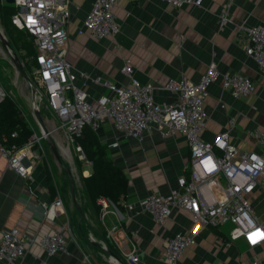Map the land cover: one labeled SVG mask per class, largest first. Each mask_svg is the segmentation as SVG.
I'll list each match as a JSON object with an SVG mask.
<instances>
[{
  "label": "crops",
  "instance_id": "1",
  "mask_svg": "<svg viewBox=\"0 0 264 264\" xmlns=\"http://www.w3.org/2000/svg\"><path fill=\"white\" fill-rule=\"evenodd\" d=\"M224 1L202 0L200 8L186 6L175 10L159 0H119L113 14L120 32L114 37L94 40L77 33L93 0H60L62 5L67 3L69 11L65 25L69 37L67 62L75 71L103 76L118 85L128 83L120 72L128 62L139 82L155 86L157 102L175 100V95L162 89L169 79L185 76L198 82L212 61L220 72L247 76L255 82L256 90L246 99H232L222 91L219 82L209 88L201 137L210 142L228 128L229 120H235L231 143L240 151L259 153L260 148L247 137L246 131L264 128V77L237 43L236 27L241 22L250 26L264 24V0H236L231 8L232 23L219 31L217 16ZM106 93L101 87L88 88L91 102ZM2 99L0 96V102ZM43 120L45 124L56 122L47 115ZM96 134L128 180L121 209H109L103 216L95 214L82 184V177L92 172L91 165L84 162L76 179L73 162L64 160L69 156L65 147L59 149L61 165L52 154L62 171L51 169L48 161L30 163L32 181L8 170L7 160L0 155V237L4 231L16 228L26 240L27 253L19 264H83L89 255L96 264H117L93 242L111 251L114 248L118 255L112 252L124 264H129L124 256L133 247L137 250V264H163L167 240L190 228V217L181 210H174L164 226L158 227L147 213L125 209L127 204L151 193L167 194L181 177L188 176L185 166L189 149L185 138L162 139L152 131L138 141L123 137L108 121ZM115 141L118 146L110 147ZM49 177L53 180V191ZM57 193L63 202V212L51 221L44 217L43 205H50ZM251 205L264 226V181L251 195ZM64 226L68 229L66 253L47 257L38 247L39 239ZM230 229L228 224L225 229L201 231L196 244L185 250L179 264H264V243L249 249L242 240L230 242Z\"/></svg>",
  "mask_w": 264,
  "mask_h": 264
},
{
  "label": "built area",
  "instance_id": "2",
  "mask_svg": "<svg viewBox=\"0 0 264 264\" xmlns=\"http://www.w3.org/2000/svg\"><path fill=\"white\" fill-rule=\"evenodd\" d=\"M59 1L13 0L15 13L10 19L11 25L32 38L37 53L32 70L33 80L29 78L30 85L34 87L32 100L38 110L44 101L59 124L51 130L46 129V135H42L41 130L39 135L32 134L22 148L0 145V155L7 160V169L32 181L30 163L46 161L45 138L62 131L67 139L73 141L81 136L84 127L88 126L97 133L105 121L110 122L123 137L138 141L152 131L162 139L183 136L189 149L185 166L188 176L181 177L177 186L167 194L151 193L125 206L128 212L147 213L158 227L164 226L174 210L189 215L190 228L167 240L162 252L163 264H179L185 250L196 244L201 231L207 228L219 230L226 224L231 225L230 242L242 240L249 249L263 244L264 226L254 215L251 195L264 181V128L246 131L247 137L260 148L259 153L240 151L231 143L230 132L235 120H229L228 128L216 134L212 141L201 137L206 124L204 102L209 96V88L219 82L222 91L232 99H246L254 94L255 82L240 73L220 72L212 61L198 82H192L185 76L169 79L162 89L175 95V100L157 102L154 98L155 86L139 82L128 62L120 69L128 80L125 85L113 83L103 76L75 71L66 59L69 45L65 29L69 18L68 5ZM159 1L175 10L202 6V0ZM235 1L225 0L222 4L217 16L219 31L232 23L230 14ZM118 2L93 0L77 33L87 34L94 40L116 36L120 25L113 10ZM236 41L246 57L255 63L260 76L264 77V24L250 26L241 22L236 27ZM91 86L101 87L107 93L91 102L88 94ZM0 96L4 97L1 85ZM16 135L13 133L12 137ZM53 143L61 165L60 145L54 140ZM117 146V141L110 145L113 148ZM74 148L79 161L87 162L82 148L79 145ZM97 204L101 216L109 209H115L103 197L97 200ZM43 209L44 217L54 221L57 214L63 212L60 194L57 193L50 205H43ZM67 232L64 226L44 235L38 241L39 249L47 257L66 253ZM25 245L26 240L16 228L4 231L0 237V264H19L27 253ZM136 253V248H131L124 260L137 264ZM83 264H91L88 257L85 256Z\"/></svg>",
  "mask_w": 264,
  "mask_h": 264
},
{
  "label": "trees",
  "instance_id": "3",
  "mask_svg": "<svg viewBox=\"0 0 264 264\" xmlns=\"http://www.w3.org/2000/svg\"><path fill=\"white\" fill-rule=\"evenodd\" d=\"M14 13L13 5L1 4V23L9 43L20 56L24 71L27 69L32 72L35 67L36 49L32 38L26 32L19 31L11 25L10 19ZM13 133L17 134L16 137H12ZM32 134L31 125L22 108L10 95H5L0 102V145L4 148L12 146L17 149L22 148ZM74 142L82 148L85 159L92 168L89 176L82 177V184L95 214L100 213L97 204L100 197L108 199L120 210L121 201L128 190V180L123 171L112 162L106 147L100 143L96 132L90 127H84L81 136L75 138ZM78 167L80 168L81 165L78 164ZM49 186L53 191L51 177H49ZM111 249L118 255L114 248Z\"/></svg>",
  "mask_w": 264,
  "mask_h": 264
},
{
  "label": "rangeland",
  "instance_id": "4",
  "mask_svg": "<svg viewBox=\"0 0 264 264\" xmlns=\"http://www.w3.org/2000/svg\"><path fill=\"white\" fill-rule=\"evenodd\" d=\"M1 4H5V1L3 2L0 0V8H1ZM0 28L3 29V26L1 23V17H0ZM2 31H3L4 37L8 40V38L4 32V29ZM8 42H9V40H8ZM14 53H15V51H14ZM15 55L18 58V60L20 61V63L23 65V63L20 59V56L17 55L16 53H15ZM25 71H26V75L33 80L31 70L26 69ZM0 85H1L2 92H3L4 96L10 95L19 104V106L22 108L24 114L26 115L28 122L31 125L33 134L39 135L40 128L36 124V122L32 116V113H31L32 112V96H31L32 94H31L30 86L28 85V83L23 79V77L15 69L13 63L11 62L10 56L4 50L3 46L1 45V42H0ZM39 109H40L39 112H40L41 120H42V123H43L45 129L51 130V129L55 128L56 126H58L59 121L50 112V110L46 107V104L44 101L40 104ZM46 115L50 116V117H54L56 122L45 124L43 117H45ZM51 136L52 137L51 138L49 137V139L52 140L54 138L53 140L58 145H60V147H62V148L65 147L64 149H66L69 152V156L68 157L65 156L64 160L67 162L71 161V163L73 162L74 167H75V173L74 174H75V178L77 179L76 173H79V169L81 171V167H82L84 162L79 161V159L77 157L78 153L76 152V150L74 148L76 146L74 140L71 141L70 139H67L62 131H58L56 133H53ZM53 140H52V142H53ZM43 145H44V149H45V159H46V162L48 161L50 168L53 170L56 169V170H58V172L62 171V168H61L62 166L59 167V165L55 162L53 155H52L53 153H52V151H50L51 149H50L49 145L47 144V142H43ZM78 164L81 165L80 168L78 167ZM227 226H228V224L224 227H221L220 229H223V228L225 229V228H227ZM88 259L91 262V264H96L93 256L89 255Z\"/></svg>",
  "mask_w": 264,
  "mask_h": 264
},
{
  "label": "water",
  "instance_id": "5",
  "mask_svg": "<svg viewBox=\"0 0 264 264\" xmlns=\"http://www.w3.org/2000/svg\"><path fill=\"white\" fill-rule=\"evenodd\" d=\"M5 3L8 5L13 4V0H5ZM0 42L1 45L3 46L4 50L6 51V53L10 56L11 62L13 63L15 69L17 70V72L23 77V79L29 84L30 86V90H31V94L33 97L34 94V87L32 85H30V81H29V77L26 75L24 69H23V65L20 63V61L18 60V58L16 57L12 47L10 46L8 40L4 37L3 35V31L0 28ZM32 116L36 122V124L39 126L42 135H46L47 134V130L45 129L42 120H41V116H40V112L38 110L37 107H35V102L34 99L32 100ZM47 144L49 145L54 157L56 158V160L58 162H60V157L58 154V151L54 145V143L52 142L51 139H49V137L45 138ZM93 245L97 248H99L103 253L107 254L112 260H114L117 264H124L121 259L115 255L111 250H109L107 247H105L103 244H99L97 242H93Z\"/></svg>",
  "mask_w": 264,
  "mask_h": 264
},
{
  "label": "bare ground",
  "instance_id": "6",
  "mask_svg": "<svg viewBox=\"0 0 264 264\" xmlns=\"http://www.w3.org/2000/svg\"><path fill=\"white\" fill-rule=\"evenodd\" d=\"M2 29V28H1ZM3 30V29H2ZM66 153H67V155H68V152H67V150H64Z\"/></svg>",
  "mask_w": 264,
  "mask_h": 264
}]
</instances>
